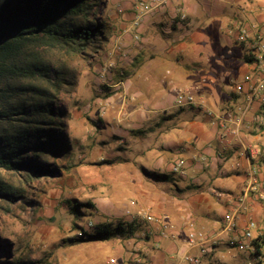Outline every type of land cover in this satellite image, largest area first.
Segmentation results:
<instances>
[{
	"label": "rangeland",
	"instance_id": "obj_1",
	"mask_svg": "<svg viewBox=\"0 0 264 264\" xmlns=\"http://www.w3.org/2000/svg\"><path fill=\"white\" fill-rule=\"evenodd\" d=\"M140 1L151 0L97 1L96 19L105 24L106 39L100 42L95 53H89L90 57L73 56L59 48L40 47L38 50L50 64L68 68L74 76V85L60 94V103L67 110L62 124L69 146L65 155L54 160L61 171V177L41 176L29 180L25 172L14 173L0 169L3 193L17 197L13 202L0 198V230L11 240V251L15 259L23 263L106 264L108 258L116 256L115 249H118L121 264H126V253L142 241L141 238L82 244L69 241L78 236L81 230L89 232L104 222H129L131 216L125 213L129 210V202L135 204H131L133 208L129 210L133 217L138 219V214L146 212L143 211L145 208H140L145 205L146 195L134 191L146 190L139 170V165L143 164L140 149L142 141L126 142L125 138L116 141L119 133L115 126L116 123L123 126L129 120L131 111H135L133 121L139 123L140 120L136 111L139 113L142 99L134 80L139 84L147 55L143 54L145 49L142 41L135 43L133 32L129 29L133 7ZM209 1L214 4L226 2L229 5L230 16L225 14L216 22H236L237 30L245 29L249 32L250 41L257 35H264V0ZM173 18L178 20L175 15ZM212 19L205 16L203 20L210 24ZM183 23L189 24V19ZM215 28L216 25L211 26L212 34ZM144 37L141 35L142 40ZM217 39L220 42L218 54L229 58L234 35L222 30V35ZM239 45L243 50L244 61L249 54L247 43ZM239 53L242 52L239 50ZM242 60L236 66L234 64V69L228 74L222 75L219 72L228 83L226 87L231 89L233 82L241 80V69L244 68ZM211 65L218 69L222 62L214 59ZM141 87L138 85L139 89ZM177 91L187 92L170 87L166 90L168 100L161 109H174L173 100ZM229 92L218 111L220 116L229 114L235 117L240 114L238 108L243 106V98L237 96L231 100L232 90ZM239 136L244 137L247 147L255 149L253 156L248 155L249 164L257 166L263 173L264 104L254 103L247 110L239 127ZM112 160L115 161L113 165ZM235 162V158H232L227 164ZM168 173L177 178L171 170ZM229 181L221 180L219 184L227 185ZM147 193L146 197L157 204L159 192ZM248 204V212L242 213L241 219L245 222L247 218H252L256 222V243L264 255V189L261 194H252ZM70 206H76L77 216ZM215 215H220L219 211ZM242 226L243 223H240L238 227ZM214 259L217 263L264 264V260L252 261L248 252L227 245L216 251ZM199 264H205V259H200Z\"/></svg>",
	"mask_w": 264,
	"mask_h": 264
},
{
	"label": "crops",
	"instance_id": "obj_2",
	"mask_svg": "<svg viewBox=\"0 0 264 264\" xmlns=\"http://www.w3.org/2000/svg\"><path fill=\"white\" fill-rule=\"evenodd\" d=\"M151 1L163 4L146 16L139 30L145 36L142 40L145 49L143 54L147 55L142 65V81L138 84L134 80L142 99L139 113L136 111L140 120L139 123L134 122L135 111H131L129 120L123 126L116 123L119 133L116 141L125 138L126 142H136L141 139L143 166L139 165V170L146 190L134 191L144 196L148 195V191L159 192L157 204L145 196L144 206L147 207L140 208H145L142 209L146 211L143 213L165 219L172 228L167 238H161L157 231L158 225L148 224L141 213L138 214V220L129 211L126 216H131L140 229L130 239L141 238L142 241L126 253V264H186L179 262L183 251L198 257L201 250L205 252L201 257L205 259V264H213L217 263L214 259L216 251L227 245L229 239V234L223 231L224 216L230 213L234 198L242 193L251 165L245 152L247 143L244 137L239 134L228 135L220 140L206 111L220 116L218 110L221 103L232 90L226 87L228 83L222 75L228 74L234 69V64L236 66L242 60L243 50L237 42L236 22H216L225 14L230 16L226 2L218 5L209 0ZM181 13L189 19V24L174 20V15ZM205 16L213 18L210 24L203 20ZM212 25L217 26L213 34ZM222 30L233 34L235 38L229 58L218 54L220 42L217 37L222 35ZM214 59L222 62L220 68L211 65ZM243 64L242 78L250 72V65L245 61ZM138 85L142 87L139 89ZM170 87L189 92L202 104L201 107L174 106L173 110L161 109L168 100L166 90ZM252 150L255 152V149ZM178 157L185 161V178H175L168 173ZM232 158L236 162L228 165L227 162ZM114 163L112 160V165ZM153 174L164 175L168 179L159 180ZM221 180L230 181L225 185L219 184ZM130 205L127 207L129 210L133 208ZM218 211L220 215H215ZM240 223L244 224L241 216L236 220V226ZM188 231L200 233L205 240L189 248ZM213 240L217 244L211 246ZM115 251L116 256L110 259L121 264V254L118 249ZM110 259H107L106 264H110ZM251 259L254 260L253 257Z\"/></svg>",
	"mask_w": 264,
	"mask_h": 264
},
{
	"label": "trees",
	"instance_id": "obj_3",
	"mask_svg": "<svg viewBox=\"0 0 264 264\" xmlns=\"http://www.w3.org/2000/svg\"><path fill=\"white\" fill-rule=\"evenodd\" d=\"M97 1L0 0V169L25 172L29 180L61 177L54 160L65 155L69 146L62 124L67 110L60 94L72 88L74 76L68 68L50 64L38 50L59 48L87 57L95 53L106 39L105 24L96 19ZM244 61L250 63L252 56L248 54ZM236 97L230 94L231 100ZM0 198L13 202L17 197L0 187ZM70 207L77 216L76 206ZM138 229L133 220L104 222L89 232L81 230L69 241L130 239ZM10 242L0 230V264H26L15 259Z\"/></svg>",
	"mask_w": 264,
	"mask_h": 264
},
{
	"label": "built area",
	"instance_id": "obj_4",
	"mask_svg": "<svg viewBox=\"0 0 264 264\" xmlns=\"http://www.w3.org/2000/svg\"><path fill=\"white\" fill-rule=\"evenodd\" d=\"M163 2L160 1H140L133 7V18L131 20L130 30L133 32L132 39L135 43L142 41L139 30L143 24L147 15L157 10L162 6ZM178 17V22L186 20V16L181 13L175 15ZM129 31V30H128ZM237 42L247 43L248 53L252 56V61L248 63L250 65V72L244 76L240 81L232 83V92L236 96L243 98V106L239 107L240 114L232 117L229 114L226 116L213 115L211 112L206 111L208 116L212 119V123L215 125L217 136L220 140L225 139L228 135L238 136L239 127L242 120L249 108L254 103L264 104V35H257L252 41L249 40V32L245 29H238ZM109 68L111 66H108ZM106 73V72H105ZM104 78V75H101ZM173 104L176 107H201L202 104L198 103L196 97L189 92L177 91L173 100ZM247 155L253 156L254 152L250 147L245 149ZM171 173L178 178H185V161L178 157L171 165ZM264 189V172L262 173L257 166H250L247 172V179L242 193L234 198V204L230 210V213L224 216L225 226L223 231L229 234L227 241V247L236 248L239 251L248 252L249 256L254 260H264V255L260 252L257 253L254 242L258 240L257 224L252 218H247L241 228L236 226V220L242 213L248 212L249 200L252 194H261ZM127 210L126 214H128ZM143 220L148 224L158 225V234L161 238H167L168 233L172 226L167 223L163 218L154 217L147 213H142ZM145 236V235H142ZM205 240L200 233L194 231H188L187 243L189 248L195 246L198 241ZM258 242V241H257ZM217 244L216 240L211 241V246ZM205 254L201 250L198 257L190 256L188 251H183L180 255L179 262L186 264H199L201 257ZM110 264H116L114 259L109 260Z\"/></svg>",
	"mask_w": 264,
	"mask_h": 264
}]
</instances>
